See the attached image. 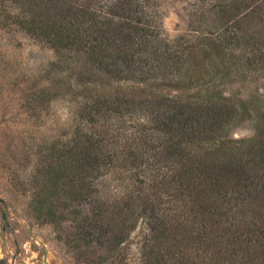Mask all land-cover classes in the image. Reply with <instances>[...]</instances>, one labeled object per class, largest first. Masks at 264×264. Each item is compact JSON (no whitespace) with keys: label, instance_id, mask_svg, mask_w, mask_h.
I'll return each instance as SVG.
<instances>
[{"label":"trees","instance_id":"trees-1","mask_svg":"<svg viewBox=\"0 0 264 264\" xmlns=\"http://www.w3.org/2000/svg\"><path fill=\"white\" fill-rule=\"evenodd\" d=\"M2 1L59 63L85 61L77 89L66 76L37 95L73 93L77 107L73 131L45 148L34 218L60 241L67 223L86 245L111 232L101 264L144 217L141 264H264V100L216 85L264 72V0H192L193 39H169L151 0ZM98 72L120 87L93 86ZM253 115L255 135L233 138ZM116 168L137 186L110 202L99 180Z\"/></svg>","mask_w":264,"mask_h":264},{"label":"rangeland","instance_id":"rangeland-1","mask_svg":"<svg viewBox=\"0 0 264 264\" xmlns=\"http://www.w3.org/2000/svg\"><path fill=\"white\" fill-rule=\"evenodd\" d=\"M151 3L160 13L163 31L169 39L184 35L193 39L187 25V9L192 0ZM15 8L11 2L0 0V199L4 201H0V264H101V259L109 256L111 232L93 236L86 245L77 240L75 230L67 223L64 229L71 232V242L67 232L60 241L54 227L38 222L29 209L37 189L34 179L45 160V148L72 132L76 124L77 102L73 93L50 103L37 95L51 82L66 76L77 89L85 61L74 57L71 62L59 63L53 48L15 24V16L19 15ZM86 76L94 82L93 86L108 91L120 87L100 72ZM216 85L226 96L235 94L250 103L256 98L264 100V72L249 74L246 79L217 81ZM255 124L253 115L231 136L237 140L252 138ZM129 126L126 128L132 133ZM125 176L130 173L116 168L102 177L101 196L115 202L133 190L137 185ZM149 229L148 218H142L120 248L102 264H141L142 245Z\"/></svg>","mask_w":264,"mask_h":264},{"label":"water","instance_id":"water-1","mask_svg":"<svg viewBox=\"0 0 264 264\" xmlns=\"http://www.w3.org/2000/svg\"><path fill=\"white\" fill-rule=\"evenodd\" d=\"M1 202H4L2 199H0Z\"/></svg>","mask_w":264,"mask_h":264}]
</instances>
